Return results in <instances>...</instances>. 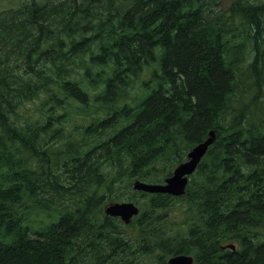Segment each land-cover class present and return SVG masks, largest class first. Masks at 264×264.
Instances as JSON below:
<instances>
[{
  "label": "trees",
  "instance_id": "1",
  "mask_svg": "<svg viewBox=\"0 0 264 264\" xmlns=\"http://www.w3.org/2000/svg\"><path fill=\"white\" fill-rule=\"evenodd\" d=\"M67 1L56 28L23 46L0 40V264H167L181 253L264 264V1L212 16L200 0H31L0 16V32L15 38L7 27L36 28ZM210 131L183 196L133 187L148 198L128 224L136 241L103 214L134 200L122 185L162 183ZM162 216L166 238L153 228Z\"/></svg>",
  "mask_w": 264,
  "mask_h": 264
},
{
  "label": "rangeland",
  "instance_id": "2",
  "mask_svg": "<svg viewBox=\"0 0 264 264\" xmlns=\"http://www.w3.org/2000/svg\"><path fill=\"white\" fill-rule=\"evenodd\" d=\"M31 0H0V16H4V15H11V16H16V13L18 11H20L24 6H25V3H29ZM38 1L40 4H46L47 1H50V2H53V1H60V0H36ZM235 0H200V7L202 8V10L206 11L207 13L208 12H211L212 13V16L213 15H217V12L218 10H225L227 9L228 7H230L233 2ZM261 1H264V0H249V2H246V3H256V2H261ZM66 3V7L65 6H61V8L58 10V11H61L60 12H53L51 13L48 18L46 19V22L44 23H39L37 24V27L36 28H31L29 26H26V27H21V26H16L18 25V23H15L13 26H9L7 28L11 29L13 32H18V35H13L15 36V38H13L12 36H8L7 35H3L2 32H0V40L3 39V40H7L6 38L9 37L8 41L9 40H14V42H18V41H22V43L19 45V46H23L26 42H28L32 37L35 36V34L37 33L36 30H39V29H43V28H56L58 25V22L60 19L64 18L65 17V14H66V9L68 4H70L69 1L65 2ZM65 9V11H63ZM211 16V17H212ZM229 23L228 21H226V24ZM13 23H11L10 25H12ZM8 25V24H7ZM5 25V26H7ZM232 28L235 30V32H239L241 30L242 27H240V21L237 20V21H233L232 23ZM7 42V41H5ZM0 47H1V44H0ZM15 52V51H14ZM13 56V55H12ZM4 58V57H3ZM2 59V58H1ZM0 59V63L1 65H3V62L4 60H1ZM12 62L13 60H8L6 62V64H9L10 63V69H12L11 71L13 72V74H21L24 72V63H21L23 66L22 67H16L15 64H13L12 66ZM2 67V66H1ZM34 69L35 70H38V67L37 65H33ZM26 70H28L26 68ZM72 74H73V77H78L77 76V73L75 71V68L73 67V70H72ZM87 91L91 92L92 94L94 93V90L92 88H89ZM40 103L39 101V98H38V104ZM35 102H27V107L28 108H32L33 106H35ZM70 107H73V108H76L78 105L76 104V101H73V103H70L69 105ZM73 112H71V116H72ZM74 122L78 125H83V121L81 119L80 116L78 115H75L74 116ZM121 125V124H120ZM119 127V126H118ZM70 130V128H69ZM71 130H74V128H71ZM78 130V129H77ZM22 154L25 156L27 154L23 153ZM169 164V163H168ZM164 169V164H159V167L157 169L156 172H160ZM140 183L139 181L137 180H134L130 186L131 190L130 189H127L126 191H124V185H122V190H120V193H122L124 196H127L129 198L133 197L134 200H125L122 196L119 199V201H132L133 203L135 204H138L141 208H142V213L144 212V210L148 208V204H147V197H143L139 194L135 192H133V184L134 183ZM118 187V186H117ZM126 192V193H125ZM127 194V195H126ZM118 201V200H117ZM115 202V201H113ZM110 202H106L103 206H102V210L105 208L106 205H109ZM156 212H159L161 210V208H153ZM169 218H166L165 216H162L160 218V221H159V224L156 225L154 228L155 229H158L161 233H163V238H166L167 236H169L171 234V232H169L167 229H166V225H167V222H168ZM122 227H123V230L125 231L126 235L132 240V241H136L139 237H140V234L138 232V227L137 225H134V224H130V225H123L121 224ZM132 251H134L132 249ZM139 264H154L153 262L151 263V261L147 260L146 262H139Z\"/></svg>",
  "mask_w": 264,
  "mask_h": 264
},
{
  "label": "water",
  "instance_id": "3",
  "mask_svg": "<svg viewBox=\"0 0 264 264\" xmlns=\"http://www.w3.org/2000/svg\"><path fill=\"white\" fill-rule=\"evenodd\" d=\"M215 138L211 131L208 138L199 142L188 153L184 162L174 168L171 175L164 180L163 184L134 183V188L147 193H163L173 196H180L185 193L190 176L202 157L205 155L208 147ZM138 213V209L132 203H115L105 208V214L112 217H120L125 223H128L133 215ZM167 264H193V259L186 255H176L167 261Z\"/></svg>",
  "mask_w": 264,
  "mask_h": 264
},
{
  "label": "bare ground",
  "instance_id": "4",
  "mask_svg": "<svg viewBox=\"0 0 264 264\" xmlns=\"http://www.w3.org/2000/svg\"><path fill=\"white\" fill-rule=\"evenodd\" d=\"M76 2H77V1H76ZM74 3H75V2H74ZM222 12H223V11H222ZM86 154H87V153H86ZM71 168H72V167H71ZM77 169H78V168H77ZM70 178H71V177H70ZM140 183H142V182H140ZM134 189H135V188H134ZM135 190H136V189H135ZM138 191H139V190H138ZM105 215H107V214H105ZM107 216H109V215H107ZM173 257H174V256H173ZM170 258H172V257H170ZM170 258H169V259H170ZM169 259H168V260H169ZM168 260H167V261H168ZM166 263H167V262H166Z\"/></svg>",
  "mask_w": 264,
  "mask_h": 264
}]
</instances>
